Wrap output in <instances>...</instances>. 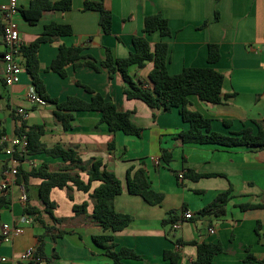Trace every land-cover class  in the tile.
Returning a JSON list of instances; mask_svg holds the SVG:
<instances>
[{
    "label": "crops",
    "instance_id": "1",
    "mask_svg": "<svg viewBox=\"0 0 264 264\" xmlns=\"http://www.w3.org/2000/svg\"><path fill=\"white\" fill-rule=\"evenodd\" d=\"M9 1L0 0V7ZM87 1L102 2L112 12V34L104 33L98 12L84 11ZM17 2L19 13L15 20L24 45L33 43L48 25L72 28V36L55 38L39 49L40 75L49 96L59 102H65L69 97L90 102L91 95L76 84L79 82L100 93L107 101L114 102L119 110L132 113L133 123L144 131L139 138L123 133L112 134L101 123L98 112L76 113L73 128L65 131L55 118L56 105L30 101L29 93L35 88L21 58L20 83L7 85L1 13L0 129L5 130L6 135L17 136L22 125L25 131L41 127L44 131L41 142L47 148L73 149L84 163L101 160L106 169L118 177L123 193L115 199L116 212L132 216L134 221L124 231L114 234L115 244L117 250L127 248L141 257V260H125L126 264H172L164 257L166 251L178 253L179 264H192L197 257L196 247H179L177 240L221 243L225 251L215 257L213 264H244L249 252L259 261L257 264H261L264 260V150L183 144L179 134L188 131L190 125L184 122L180 110L163 113L150 109L141 101L127 100L119 75L110 80L105 70L98 73L90 67L79 66L69 67L67 77L62 78L47 68L57 58L60 46L82 47L84 56L100 64L105 60L106 49L111 50L117 59L128 58L134 51V37H146L152 48L163 42L169 46L170 75H178L186 68L211 67L225 78L222 90L225 101L222 104H207L197 96H191L189 109L211 120L212 130L216 133L232 135L251 129L256 135L259 133L258 124L264 130V0H73L71 11L45 12L35 26L20 14L31 7L32 0ZM156 14L168 20L170 37L163 38L159 33L144 35L145 18ZM205 23L208 26L204 28ZM211 44L219 45L221 52V60L213 65L208 63ZM87 61L90 60L86 58L81 63ZM153 68V63H148L143 69L132 67L130 73L136 82L149 83ZM18 109L24 110L28 119L18 115ZM113 140L116 147L110 152L108 145ZM165 150L173 156L170 165L161 160ZM8 165L9 158L4 152L0 153V182ZM16 166L24 173L43 166L49 172L59 173L69 163L41 154L27 155ZM142 168L152 190L164 195L158 206H151L142 197L128 191V172L134 169V174ZM188 170L211 177L196 182L179 179ZM70 173L79 175L88 184L86 172L73 170ZM41 183L42 180L31 178L26 189L17 184L9 195L0 192V200L9 199L10 202L7 208L0 210V264H23L19 257L30 249L38 254L42 243L41 264H112L105 251L93 241L94 237L109 234L92 222L94 200L91 195L100 186L99 182L92 184L89 193L72 184L71 190L52 191L51 201L57 205L54 214L63 221L55 225L44 215L52 231L48 232L32 219L30 225L23 227V235L11 243L1 241L2 226L6 223L18 226L25 217L22 190L28 197L27 204L42 209L39 199ZM228 191H231L232 198L225 216H198L220 194ZM84 203L88 204L86 214L76 215L74 207ZM172 211L176 212L178 229L174 228L176 224L163 226ZM186 214H191L192 219H186ZM212 229L215 230L213 235L210 233ZM60 232L66 234L54 241L53 237Z\"/></svg>",
    "mask_w": 264,
    "mask_h": 264
},
{
    "label": "trees",
    "instance_id": "2",
    "mask_svg": "<svg viewBox=\"0 0 264 264\" xmlns=\"http://www.w3.org/2000/svg\"><path fill=\"white\" fill-rule=\"evenodd\" d=\"M73 0H61L53 3L51 0H32L31 7L20 11L22 17L32 26L38 24L45 12L60 11L68 12L72 10ZM84 11H95L100 14V26L106 35L112 34L113 15L102 2L95 3L87 1L84 5ZM219 14L217 13V20ZM208 23L204 24V28ZM143 33L145 36H151L159 33L163 38L171 36L169 22L161 14L147 16L144 21ZM73 31L70 26L51 24L45 27L43 34L29 45H23L20 50V58L24 62L26 72L32 80V84L39 97L48 103L56 105L54 113L56 120L63 126L65 131L73 128L75 114L78 112H98L101 114V123L105 124L112 134L123 133L126 136L141 137L143 129L137 127L132 121V113L119 110L118 106L107 101L100 93H96L87 86L77 82L78 86L83 87L91 95V101L85 102L76 97H69L65 102H59L52 99L44 81L41 78V64L39 60V49L41 45L52 43L55 38L72 36ZM134 51L126 59H117L111 50L106 49L105 60L98 64L96 61L83 55L82 47L60 46L59 54L53 63L47 68L48 71L58 74L62 78L67 77L69 67L77 68L79 66L90 67L96 72L105 70L109 79L113 80L116 75L122 78L124 84V95L127 100H138L146 104L150 109L170 113L173 109H179L184 122L190 125V129L179 134L180 141L183 144L200 145H219L227 148L246 147L252 151L264 150V130L258 124L259 133L254 134L251 129H245L241 133L224 135L212 130V122L206 119L202 114L193 112L189 109L191 96H197L200 101L220 105L225 101L223 97L224 76L211 67L205 68H186L182 73L172 76L168 72L169 46L166 43H158L154 48L146 37L137 36L133 38ZM89 59L81 63L84 59ZM221 60L220 46L216 44L209 45L208 63L216 64ZM148 63H153L154 68L149 75V83L136 82L130 73L132 67L139 69L145 68ZM227 99V97H226ZM229 99V98H228ZM227 124V123H226ZM44 131L41 127H33L25 131L22 125L17 131V136L26 135L29 140V148L26 155L15 154V160L22 162L27 155L45 154L49 157L62 159L69 163L64 170L59 173L49 172L46 166L34 169L30 173H24L18 169L17 184L24 189L27 188V181L31 178L42 180L39 186V199L42 202V209L32 207L27 204L24 209V215L30 217L35 223L46 228L48 232L52 228L48 227L44 215L55 224H62V220L57 219L54 211L57 205L51 201V194L54 189L71 190L70 184L78 190L89 193L91 186L95 182L101 183L100 186L91 195L94 200V213L92 222L102 229V236L94 237V243L105 251L106 256L112 264H126L125 260H141V257L133 250L122 248L117 250L114 234L120 233L128 228L134 218L116 212L115 199L123 193L122 182L118 177L106 169L101 160H94L84 163L77 151L73 149H64L60 146L47 148L42 142L41 137ZM6 135V131L0 129V141ZM8 145L0 144V153L5 152ZM116 142L109 143L108 149L113 152ZM163 164L170 165L173 156L168 151H163ZM78 170L86 172L89 176L88 184L84 183L79 175H72L70 172ZM134 169L128 172V191L131 195L142 197L151 206H158L164 200V195L152 190L148 181L145 169H139L134 174ZM211 177L210 175L198 174L188 170L184 178L192 181H199L202 178ZM72 198V196H70ZM231 191L220 194L217 199L199 213L200 218H221L227 213V206L231 201ZM10 205L9 199L0 200V210ZM88 204L75 206L76 215L86 214ZM251 207H242L247 209ZM176 212L168 214V218L163 221V226L168 227L176 224ZM111 233V234H110ZM66 233L60 232L53 240L62 238ZM179 247L193 246L197 249L196 260L192 264H213L216 256L224 253L225 249L221 243H198L184 242L177 240ZM249 252V251H248ZM44 253L43 243L38 249V256L42 257ZM57 258V256H55ZM166 260L172 264H179L180 255L172 251L164 253ZM259 261L249 252L244 264H257ZM264 264V260L261 261Z\"/></svg>",
    "mask_w": 264,
    "mask_h": 264
},
{
    "label": "built area",
    "instance_id": "3",
    "mask_svg": "<svg viewBox=\"0 0 264 264\" xmlns=\"http://www.w3.org/2000/svg\"><path fill=\"white\" fill-rule=\"evenodd\" d=\"M0 13L3 16V43L5 46V52L3 55V61L6 65L5 71V82L7 85L13 86L20 83L22 75V67L20 63V50L24 45L20 36V31L16 23L15 17L19 13V6L17 0H10L8 4L0 7ZM29 99L32 103L41 104L43 100L39 97L35 89H32L29 93ZM17 114L22 116L24 119H28V114L18 109ZM1 143H6L8 147L5 150V155L9 158V165L3 172L2 180L0 182V192L9 195L15 186H17L18 180V162L15 160V154L21 153L22 155L27 154L29 148V140L27 136H14L5 135ZM179 179H184V175H180ZM264 200V197H263ZM21 202L26 207L28 197L25 190H22ZM191 214H186V219H192ZM32 218L23 217L20 221V225L6 223L1 228V241L3 243H11L14 238L23 235L24 226L30 225ZM175 229L179 226L176 224ZM210 233L215 234V230L212 229ZM23 264H41L42 258L38 256L36 250L30 249L23 253L19 259ZM5 261V260H3Z\"/></svg>",
    "mask_w": 264,
    "mask_h": 264
}]
</instances>
